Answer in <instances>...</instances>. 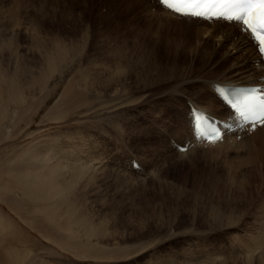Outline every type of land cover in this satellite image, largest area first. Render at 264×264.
Wrapping results in <instances>:
<instances>
[{
	"label": "rangeland",
	"instance_id": "374dc122",
	"mask_svg": "<svg viewBox=\"0 0 264 264\" xmlns=\"http://www.w3.org/2000/svg\"><path fill=\"white\" fill-rule=\"evenodd\" d=\"M94 1L0 0L3 81L35 79L56 39L78 44L80 52L42 90L25 86L24 105H9L4 122L10 129L22 116L0 154L51 156L62 143L72 157L95 158L92 182L78 187L71 200L79 216L103 223L102 235L69 223L62 196L50 217L12 185L0 197V247L30 251L47 264H264L263 133L207 148H196L201 146L191 128L189 134L187 102L227 115L203 81L229 79L224 70L234 59L212 68L224 50L214 55V39L197 26L171 19L169 28L155 0L126 8L132 15L119 0ZM129 14L142 17L141 27L152 22L155 31L137 29ZM89 60L98 66L82 81L80 69H89ZM185 78L194 82L180 87ZM7 88L2 83L5 102ZM173 139L194 146L180 154ZM131 158L142 164L140 173L127 166ZM50 162L42 166L46 180Z\"/></svg>",
	"mask_w": 264,
	"mask_h": 264
},
{
	"label": "bare ground",
	"instance_id": "6f19581e",
	"mask_svg": "<svg viewBox=\"0 0 264 264\" xmlns=\"http://www.w3.org/2000/svg\"><path fill=\"white\" fill-rule=\"evenodd\" d=\"M143 1L144 0H119V3L122 6L121 8H124L123 10H126V8H131V7H133L134 10H136L135 7L137 5L140 6V4L143 3ZM93 2L97 3L94 0H93ZM154 2L156 4L158 3V1H156V0ZM139 6H137V7H139ZM148 9H150V8H148ZM160 9H162V11H163V14H164L163 17L164 18H166L165 15H167L166 19H168L167 21H168L169 28L172 27L171 22H170L171 19L175 20L178 24H181V25L185 24L188 27L189 26H191V27L197 26L196 29L199 31V33L201 35H203L204 37L214 39L213 41H215L214 43H216L215 47H214V49H216L214 52L215 53L214 55L220 56L221 50H224V52H223L224 55L220 57L221 59L219 58L220 61L218 62V60H217V61L211 63L212 68H214L215 66L220 64V62L222 63V61L226 62L227 60H233L234 59V63L231 66H229L226 70H224V72L226 71V73L228 74L229 79L227 78V79H224L222 81L212 80V79L207 80V81H203L204 82L203 85H204L205 89L212 91L217 96V94L214 90L215 84L237 86V85H249V84L255 85V84H260V83L264 82V80H263L264 68L262 66V63L260 62V59H259L260 57H259V54L257 53L256 46L253 44L248 33L242 31L241 26L238 27L234 22H227L224 20L207 21V20H202V19H198V18L193 19V18H187V17H180V16L172 13L169 10L163 9L161 6H160ZM128 11H130L129 13H131V15L133 14L131 9ZM98 12H96L99 15L98 17H100V18L106 17V19H108L107 14H99ZM124 15H125V12H124ZM131 15L128 18V19H130V24H133L132 21L135 22L136 23L135 26L137 27V29L140 27V28H144V29L146 28L145 29L146 32L150 30V32L153 33L155 31L154 29L156 27H155V25H153L155 27L153 29L152 24H151L152 22L148 23L147 26L141 27L142 26V21H141L142 17L140 19H138L139 17H135L136 15L135 16H131ZM197 23H200V25H197ZM177 27H179V26H177ZM191 27H189V28H191ZM130 28H135V27H134V25H132V26L130 25ZM173 29H175V27ZM136 34L138 35V33H136ZM155 34H156V32H155ZM83 42H84L83 43L84 46L88 44V42H86V41H83ZM78 54H80L78 44H75L73 42L64 43V42L56 39L51 44V46L49 48H46V51H45L44 56H43L44 65H45L44 69L45 70L42 71L35 79H32L31 81H21L19 76L18 77L17 76H11V78H14V80H17V81H14V80L3 81V79L6 77L3 73L0 72V87L2 86V83H5L8 86L7 94L9 95L8 99L5 102L2 99L4 94H2L1 91H3V90L0 91V146H1L2 142L8 140L9 138H12L13 133H14L13 129L16 128L17 122H19L18 120L22 116V115L18 116L19 118L16 117L18 120H12V122H11L12 124L10 125V126H12L11 129L8 127L9 125L5 124V122H4L6 120V118H8V116H10V113L8 115V107L12 102L16 101L17 104L18 103L23 104V105L25 104L26 99L22 95L24 87L25 86L33 87L37 84L39 86L41 85V90H42V88H43L42 86H44L42 84H45L46 82H48L47 80H49L54 75V73H56V72L61 73V71L64 70V68L68 65V63L74 64V62L78 59V56H77ZM114 60H115V58H114ZM115 62L117 63V61H115ZM118 62H121V61H118ZM116 63H115V65H116ZM97 66H98L97 62H95L93 60H89V66L87 67L89 69H86V68H84L83 70L80 69V71L82 72V74H81L82 75V81H89V79L92 75V70L97 68ZM68 67H69V65H68ZM63 73H65V72H63ZM190 82H194V81H191V79L185 78V80L179 81L178 85L180 87H184L187 84H189ZM217 98H218V96H217ZM191 102H193L192 104L194 106L201 108V109H204V110L210 112L214 116H220L223 118L229 116V109H228V113L226 112L227 115H224L223 113H221V111H219V110L215 111L214 109H211L209 106H203V105L200 106L201 104H198L194 100H191ZM187 103L191 104L189 102H187ZM188 107H190V112H191V106L189 105ZM188 118L190 119L189 115H188ZM189 126H190L189 127V134L192 135L191 125L189 124ZM260 129L263 130V131H261V130L260 131L263 133V136H264V126L261 127ZM240 134L246 135V133H244V132L240 133ZM67 137H69V136H67ZM69 138H71V137H69ZM175 142L178 143L179 145L180 144L182 145V142L176 141L174 139L172 141L173 148H176V149H174V152L181 153L177 149V146H175ZM52 145H54V143H52ZM60 145H61V147H60ZM55 146L56 147L53 146L55 151L51 156H48L47 153H45L44 156H42V153H41V156H40L39 151H38L39 154L37 153L38 155H36V152H33V151H30V153L27 152L26 155L23 154L24 155L23 158L21 157V155H22L21 151L22 150L21 151L19 150L20 152H18V150H17L16 151L17 153H14L15 155L12 157H9L12 154L11 151H10L11 154H9V156H8V153H4V152H3V154L1 153L0 154L1 155V157H0V197H2V199H3L4 194L5 195L8 194L7 193L8 189H9L8 186L13 185L14 189L21 191L20 194H21V196H23V199L26 200V203L31 204V205L36 204V208L38 209V211L44 213V215H48V216L52 217V214L59 211L56 208L58 201L56 202L55 199L58 195H60L66 199V204L64 202L63 203L65 204V206L67 205L66 213L70 217V219L68 221L69 223L73 219L74 220L73 224L75 222L76 225L83 228L85 231L87 230V233L89 235H91V236L102 235L103 223L95 224L92 220L88 219L87 215H85V214H81L79 216V214L76 211L77 205L73 199L71 200V198L75 195L78 187H80V188L81 187L82 188L87 187L89 182L94 178L93 176H90V175H93L92 172H94V169H96V170L98 169L97 168L98 166L96 167L94 160H93L95 158H93V159L88 158L87 159L86 155L85 156L83 155L84 159H83V157H81L82 159L77 158V157H72L73 153L72 152H70V154L67 153L66 145L63 146L62 143H59L58 146L57 145H55ZM53 147H51V148H53ZM3 150H4V148L0 147V152H2ZM73 152H74V148H73ZM66 153L69 156H71V158H68L67 157L68 155ZM74 153H76V152H74ZM131 159H133L132 160L133 162L135 160H137L134 158H131ZM131 159H130V161H131ZM47 161H51L50 166H49V168H50L49 172L51 173V178L53 177V181L51 182V184H50L51 178L48 180L44 179L43 172H42L43 171L42 166H45L47 164L46 163ZM130 161H129V163H130ZM31 166L34 167L35 170L31 169ZM128 166H132V164H129ZM46 167H47V165H46ZM138 172L139 171L135 170V172H133V173H138ZM131 173H132V171H131ZM83 182H84V185L79 186ZM11 189L9 191H11ZM16 196H19V194ZM214 215H215V213H214ZM230 216H232V215H230ZM2 245L6 246L5 244H2ZM31 253L32 252H30V251H29V253H28V251L23 252L22 250L20 252L17 249H7L5 247H2V248L0 247V264H47L43 260H40L41 258L40 259L37 258L36 254H33V253L31 254Z\"/></svg>",
	"mask_w": 264,
	"mask_h": 264
},
{
	"label": "snow or ice",
	"instance_id": "6c2138e0",
	"mask_svg": "<svg viewBox=\"0 0 264 264\" xmlns=\"http://www.w3.org/2000/svg\"><path fill=\"white\" fill-rule=\"evenodd\" d=\"M158 5L186 17L235 20L250 33L264 55V0H158ZM242 115L249 119L248 113ZM256 119L264 124V104L258 106Z\"/></svg>",
	"mask_w": 264,
	"mask_h": 264
}]
</instances>
